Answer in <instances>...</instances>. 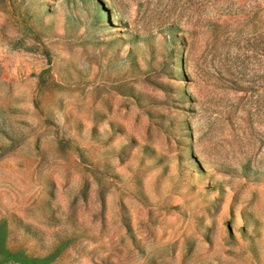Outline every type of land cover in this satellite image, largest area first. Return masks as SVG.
<instances>
[{"label":"rangeland","instance_id":"1","mask_svg":"<svg viewBox=\"0 0 264 264\" xmlns=\"http://www.w3.org/2000/svg\"><path fill=\"white\" fill-rule=\"evenodd\" d=\"M0 264H264V0H0Z\"/></svg>","mask_w":264,"mask_h":264}]
</instances>
